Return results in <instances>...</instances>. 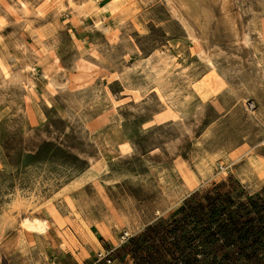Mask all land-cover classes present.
Instances as JSON below:
<instances>
[{
  "label": "rangeland",
  "instance_id": "obj_1",
  "mask_svg": "<svg viewBox=\"0 0 264 264\" xmlns=\"http://www.w3.org/2000/svg\"><path fill=\"white\" fill-rule=\"evenodd\" d=\"M249 158L264 171V0H0V264H105L194 191H258Z\"/></svg>",
  "mask_w": 264,
  "mask_h": 264
},
{
  "label": "trees",
  "instance_id": "obj_2",
  "mask_svg": "<svg viewBox=\"0 0 264 264\" xmlns=\"http://www.w3.org/2000/svg\"><path fill=\"white\" fill-rule=\"evenodd\" d=\"M113 253L131 264H264V186L248 194L228 180L194 191Z\"/></svg>",
  "mask_w": 264,
  "mask_h": 264
},
{
  "label": "bare ground",
  "instance_id": "obj_3",
  "mask_svg": "<svg viewBox=\"0 0 264 264\" xmlns=\"http://www.w3.org/2000/svg\"><path fill=\"white\" fill-rule=\"evenodd\" d=\"M39 62V61H38ZM44 67V66H43ZM48 69V68H46ZM50 70V69H48ZM47 72V70H46ZM231 148V147H230ZM260 153V152H259ZM252 158V157H251ZM250 159V158H249ZM248 161V160H247ZM262 162V161H261ZM260 162V164H261ZM264 164V163H262ZM196 165V164H195ZM245 166V165H244ZM220 167V166H219ZM261 166L259 165V162H256V160H252L250 159L248 161V164L246 167H244V169L240 170L242 172L243 175L247 174V175H253V173L255 172L256 176L257 175H261L264 176V171L261 170ZM221 169V168H220ZM237 173V172H236ZM191 178V171L187 166H180L179 169H175L174 173H171L169 178H168V185L171 189V191H177L179 190V185L180 184H184L186 190H190L192 187V182L190 181ZM155 192V191H154ZM150 193V191H149ZM145 197H149L151 195H148L146 193L142 194ZM152 197V196H151ZM158 197L154 198L155 203H148L147 206L149 209L150 208H154L157 205L160 204V200H157ZM133 209V208H132ZM147 210V209H146ZM122 214V213H121ZM148 214V213H147ZM137 215V214H136ZM122 216V215H121ZM119 218V217H117ZM123 218V217H122ZM138 218V217H137ZM21 227L23 230H25L29 235H38V236H43L46 234L47 232V225L44 221L39 220V219H29V218H25L24 220H22L21 222Z\"/></svg>",
  "mask_w": 264,
  "mask_h": 264
},
{
  "label": "built area",
  "instance_id": "obj_4",
  "mask_svg": "<svg viewBox=\"0 0 264 264\" xmlns=\"http://www.w3.org/2000/svg\"><path fill=\"white\" fill-rule=\"evenodd\" d=\"M128 239V235L125 233L121 238V242H124ZM97 259L99 261H104L105 264H113L114 258H113V250L110 251H102L97 254Z\"/></svg>",
  "mask_w": 264,
  "mask_h": 264
},
{
  "label": "crops",
  "instance_id": "obj_5",
  "mask_svg": "<svg viewBox=\"0 0 264 264\" xmlns=\"http://www.w3.org/2000/svg\"><path fill=\"white\" fill-rule=\"evenodd\" d=\"M42 221H44V220H42ZM90 239L93 240V241H98V240H97V237H96L95 234L92 233V232H90ZM124 262H129L128 257L125 258ZM124 262H123V263H124Z\"/></svg>",
  "mask_w": 264,
  "mask_h": 264
}]
</instances>
